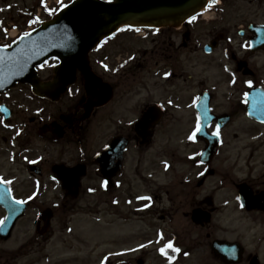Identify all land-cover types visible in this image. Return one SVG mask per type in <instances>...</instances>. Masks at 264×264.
<instances>
[{
	"label": "flooded vegetation",
	"instance_id": "flooded-vegetation-1",
	"mask_svg": "<svg viewBox=\"0 0 264 264\" xmlns=\"http://www.w3.org/2000/svg\"><path fill=\"white\" fill-rule=\"evenodd\" d=\"M263 5L222 0L210 19L176 30H124L89 55L95 81L84 87L77 72L58 101L22 85L0 95V179L16 199L32 196L44 246L57 209L76 207L65 180L97 198L100 219L114 218L116 264H264V120H251L244 102L254 92L264 116ZM94 88L98 98L85 99ZM200 102L228 123L209 160L198 133L189 139ZM185 117L192 130L178 141ZM169 242L179 253L161 256ZM99 243L98 264H112Z\"/></svg>",
	"mask_w": 264,
	"mask_h": 264
},
{
	"label": "water",
	"instance_id": "water-1",
	"mask_svg": "<svg viewBox=\"0 0 264 264\" xmlns=\"http://www.w3.org/2000/svg\"><path fill=\"white\" fill-rule=\"evenodd\" d=\"M211 0H73L30 37L0 51V93L18 83L33 94L57 100L75 82L76 70L85 72L87 56L104 39L123 27L177 28L200 13ZM69 37L71 39L69 40ZM67 42L68 46H64ZM51 58L60 61L51 82L41 83L35 68ZM5 197L0 205L7 215L0 238L8 239L24 209ZM11 202V204H10ZM13 203V204H12Z\"/></svg>",
	"mask_w": 264,
	"mask_h": 264
},
{
	"label": "rangeland",
	"instance_id": "rangeland-1",
	"mask_svg": "<svg viewBox=\"0 0 264 264\" xmlns=\"http://www.w3.org/2000/svg\"><path fill=\"white\" fill-rule=\"evenodd\" d=\"M69 1L65 0L66 3ZM242 1L246 2L247 0ZM37 3L38 0H0V9H3V11H0V39L5 41L10 29H18V33L25 31L28 28L26 23L36 13ZM241 8L243 14L246 12L245 8L247 11H251L250 7L245 5L244 2ZM262 9L264 10V5ZM44 11V15L41 18L42 21L49 19L48 13ZM190 123L191 118H183L181 129H178L182 131L183 136L178 141L186 138V133L190 130L188 129L191 126ZM59 200L60 198L58 197L57 201ZM96 202V197L87 198L80 196L76 200L78 214L70 224H66L67 215L62 211H57L51 223L53 234L45 248L41 239L35 234V212L32 207L24 218L18 222L11 238L5 242L0 241V264H35L39 262L40 264H48L42 260L43 256H49V264H80L72 261V256L76 253H78L79 257H83L86 254L89 255V250L91 248L95 249L97 245L95 239L98 235V229L94 220L99 217V214L95 213ZM91 214H95L94 218H92L94 219L93 221L90 220L93 217ZM3 217L4 214L0 210V220H3ZM106 219L108 220L105 221V224L114 220L111 218ZM65 227L67 228L64 229ZM105 227L106 231H112L114 226L105 225ZM105 239L107 244L109 239L106 236ZM93 262L91 258L88 259L89 264Z\"/></svg>",
	"mask_w": 264,
	"mask_h": 264
},
{
	"label": "snow or ice",
	"instance_id": "snow-or-ice-1",
	"mask_svg": "<svg viewBox=\"0 0 264 264\" xmlns=\"http://www.w3.org/2000/svg\"><path fill=\"white\" fill-rule=\"evenodd\" d=\"M109 2H111V0H109ZM217 2V0H211V3L209 4V7H211V4H214V3H216ZM58 3H61L62 4V0H58ZM41 4H42V6L49 12V15H52V14H54L55 13V9H48L47 8V5L46 4H44V2H43V0H41ZM62 6L63 7H67V5H64V4H62ZM0 11H3V9H0ZM196 19V17L194 16V17H192V20H195ZM192 20H190L189 21V23H191L192 22ZM38 23H41V21L37 18V19H32V20H30L29 21V27H31L32 25H35V24H38ZM31 36V32H24V34L22 35V36H20V41H23L26 37H30ZM71 39V37H69V40ZM13 43H15V41H13ZM64 46H68V44H67V42L65 43V45ZM6 47H10V45H7ZM0 51H3V49H0ZM123 66V65H122ZM170 75V73H166L165 74V76L167 77V76H169ZM233 83H235V80H233ZM248 87L249 88H251L252 87V83L249 81L248 82ZM247 101H248V97H247V94H245V103H247ZM195 103V102H194ZM210 111V109H206V111H205V115H204V117H203V119H208V116H207V112H209ZM203 131V126H202V117L200 116V115H197V117H196V126H195V129H194V131L191 133V135L189 136V139L190 140H194L195 139V137H196V135H197V133H200V132H202ZM212 135L214 136V137H218V135H219V126H217V129H216V131H214L213 133H212ZM30 163H35V161H30ZM165 167L167 168L168 167V165L167 164H165ZM203 174V173H202ZM12 183V181H10V180H3V179H0V185H4V184H11ZM11 193L9 192V195H10ZM32 199V196H29L28 197V200H31ZM139 199H141V200H149L150 199V197H147V196H141V197H139ZM239 199V198H238ZM28 200H20V199H14L12 202L14 203V204H16V205H23V204H26L27 202H28ZM243 206V205H242ZM4 223V221L3 220H0V225H2ZM163 239V237L161 236V240ZM141 247H145V245H141ZM168 250H171V252H173V253H179V249L178 248H176V247H174L173 246V244H172V242H169L167 245H165L164 247H161L160 249H159V252H160V255L161 256H166V253H167V251ZM166 258H167V260H168V264H172V260H173V257H171V256H166ZM105 259H107V258H105Z\"/></svg>",
	"mask_w": 264,
	"mask_h": 264
}]
</instances>
